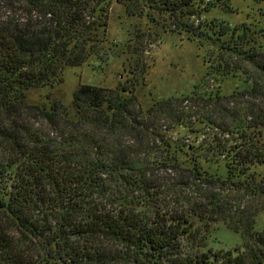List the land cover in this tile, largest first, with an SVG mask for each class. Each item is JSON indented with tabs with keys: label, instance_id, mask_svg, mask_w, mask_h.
Returning <instances> with one entry per match:
<instances>
[{
	"label": "trees",
	"instance_id": "16d2710c",
	"mask_svg": "<svg viewBox=\"0 0 264 264\" xmlns=\"http://www.w3.org/2000/svg\"><path fill=\"white\" fill-rule=\"evenodd\" d=\"M194 1L116 0L217 47L189 93L142 107L129 72L113 89L80 84L70 113L26 92L98 55L111 0H0V264H264L259 211L223 215L241 245L213 250L191 221L199 198L178 193L208 213L224 212L214 190L264 198V29L194 27ZM228 76L246 86L222 94ZM175 128L202 139L172 142Z\"/></svg>",
	"mask_w": 264,
	"mask_h": 264
},
{
	"label": "rangeland",
	"instance_id": "374dc122",
	"mask_svg": "<svg viewBox=\"0 0 264 264\" xmlns=\"http://www.w3.org/2000/svg\"><path fill=\"white\" fill-rule=\"evenodd\" d=\"M223 3L230 10H226ZM209 4L214 6L209 8ZM194 5L201 11L199 18L190 17L188 20L189 23L193 21L194 27L202 25L200 27L216 32L220 24L233 28L244 23L254 30L264 29V2L259 0H195ZM142 11L141 14L129 15L123 4L111 0L102 49L98 55L91 56L79 67L64 69L61 83L28 90V103L49 106L52 100H56L72 113V93L80 84L113 89L129 78L130 73L140 74L135 94L142 107H147L154 100L189 93L206 73L204 55L215 53L212 51H218L217 47L208 41L199 47L186 31L174 28V20L168 15L160 16L147 11L149 16L146 17V11ZM243 79V76L224 78L220 83V92L228 95L244 88ZM169 136L172 142L194 145L202 139L201 136L186 133L182 128H175ZM193 191L189 188L178 193L188 201L195 195L199 198L196 199V208L199 205L200 208L191 221L194 228L206 237L208 248L233 250L241 245L239 234L229 228L234 217L223 218V215L236 210L259 211L254 228H264V198H246L231 190H214V193L226 198V204L222 206L224 212L208 213L209 208L204 210L208 201L200 199V194Z\"/></svg>",
	"mask_w": 264,
	"mask_h": 264
}]
</instances>
